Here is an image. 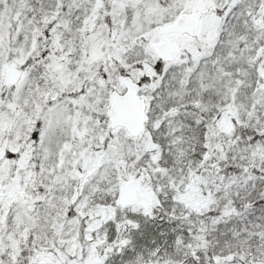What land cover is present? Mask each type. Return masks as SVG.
I'll list each match as a JSON object with an SVG mask.
<instances>
[{"label": "snow or ice", "instance_id": "obj_1", "mask_svg": "<svg viewBox=\"0 0 264 264\" xmlns=\"http://www.w3.org/2000/svg\"><path fill=\"white\" fill-rule=\"evenodd\" d=\"M0 264H264V0H0Z\"/></svg>", "mask_w": 264, "mask_h": 264}]
</instances>
